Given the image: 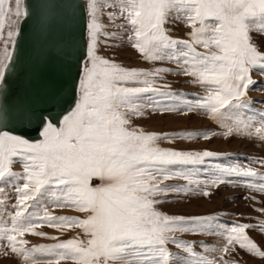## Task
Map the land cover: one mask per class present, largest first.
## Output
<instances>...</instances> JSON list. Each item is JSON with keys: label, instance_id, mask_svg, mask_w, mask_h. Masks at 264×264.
Wrapping results in <instances>:
<instances>
[{"label": "snow or ice", "instance_id": "1", "mask_svg": "<svg viewBox=\"0 0 264 264\" xmlns=\"http://www.w3.org/2000/svg\"><path fill=\"white\" fill-rule=\"evenodd\" d=\"M104 9L112 26L145 60L170 61L177 67L129 68L99 54L100 37L122 40L102 22ZM84 22L86 40L58 41V55L75 59L79 70L74 105L59 116L43 115L23 100L9 102L6 83L21 26L33 21L41 37L62 24ZM86 18V19H85ZM124 23H117L118 19ZM183 22L188 39L174 38L166 27ZM7 33L5 36V29ZM259 36V43L254 40ZM0 192L14 184V214L0 221V254L9 251L24 261L60 264H237V249L264 257L247 229L264 232V221L220 223L215 215H169L158 210L170 196L209 198L221 186L264 193V171L250 164H212L227 154L212 150L161 147V141L258 137L264 141V110H252L248 95L264 74V0H40L32 12L24 0H0ZM114 47L116 45H113ZM202 48L204 51L198 50ZM191 77L205 95L191 99L170 85L158 84L165 73ZM54 102L56 98L54 97ZM204 114L222 132H155L133 126V117ZM37 123V140L17 134L16 127ZM16 161L23 171L13 170ZM264 165V159L251 158ZM98 180V185L93 180ZM182 179L185 183H167ZM255 199V197H245ZM76 209L85 216L56 215L49 209ZM33 209V211H29ZM258 211L264 212V208ZM80 228L87 239L28 247L26 233L46 236L37 227ZM177 233L216 236L204 245ZM179 252H172L169 245ZM227 257V258H226Z\"/></svg>", "mask_w": 264, "mask_h": 264}, {"label": "rangeland", "instance_id": "2", "mask_svg": "<svg viewBox=\"0 0 264 264\" xmlns=\"http://www.w3.org/2000/svg\"><path fill=\"white\" fill-rule=\"evenodd\" d=\"M108 11H118V9H104L102 22L108 25V31L119 32L123 37L122 40L107 38V43H104L105 37L101 36V43L99 45V54L105 58L114 60L116 63L129 68H140L151 70L154 67H168L176 69V65L170 61H149L145 60L132 44L128 41V33L122 29L112 26L107 18ZM117 23H124V20L118 19ZM169 34L174 38L188 39V26L183 22L169 23L166 25ZM7 28L5 29V36ZM254 40L259 43V36L254 35ZM113 45H116L115 47ZM204 51L202 48H198ZM3 56V41L0 40V58ZM163 79L158 81V84H168L171 88L179 93H182V98L191 99L197 94L205 95V88L198 84L191 83L192 78L183 75H177L175 72L162 74ZM253 78L258 81V84L251 88L248 92L252 100V110H264V74L259 71H253ZM133 126L143 128L145 131L155 132H184V131H200V132H222L223 129L219 124L212 120L209 116L204 114H189L187 116L176 114L168 115H150L146 117H133ZM161 147H175L179 150H212L227 154L218 158H214L212 164H231L239 162L245 165L264 171V165L259 163H251V158L264 159V141L258 137L246 136H232L225 137L217 135L211 137L209 140L199 138L196 140H175L161 141ZM13 170L16 172L23 171V163L16 161L13 164ZM18 181L6 182L3 185V192H0V221H7L10 226L11 216L14 214V205L17 203L18 197L14 191V184L18 185ZM100 181L93 180L94 185H98ZM167 183H180L185 181L182 179H173ZM245 197H255V199H246ZM158 210L169 215H215L219 218L220 223L227 224L230 221H238L246 224H258L264 221V212L258 211L264 208V193L253 192L245 187L221 186L220 189L215 190L214 195L209 198L188 197L186 199H178L175 196H170L166 203L158 205ZM56 215H75L83 218L84 213L76 209H49ZM33 211V209H29ZM38 231L47 233L46 236H37L31 233H26L24 238L29 241L28 247L36 245H51L57 243V240L51 239L55 236L59 241H66L73 238L86 240L87 236L80 228L71 229H57L47 224H42L37 227ZM247 234L258 244L261 250H264V232L258 228L246 230ZM180 239L188 242H195L194 248L197 252H204V245L215 246L219 238L216 236L193 233H177ZM0 244H6V241H0ZM169 249L176 253L180 250L175 245L170 244ZM227 258V257H226ZM39 264H45V259L39 255L36 257ZM231 259L237 261V264H264V257L254 256L247 253L245 250L237 249L233 253ZM0 264H31V262L24 261L23 257L18 256L9 251L5 256L0 254ZM60 264H76V262L67 260L60 261Z\"/></svg>", "mask_w": 264, "mask_h": 264}, {"label": "water", "instance_id": "3", "mask_svg": "<svg viewBox=\"0 0 264 264\" xmlns=\"http://www.w3.org/2000/svg\"><path fill=\"white\" fill-rule=\"evenodd\" d=\"M39 3L40 0H25L30 12ZM77 17L75 23L62 24L50 37H41L31 19L21 26L13 63L6 75L10 103L23 100L43 115L53 116L66 113L73 106L79 70L75 59L57 54L56 45L58 41L75 40L82 44L86 40L84 22L79 19V13ZM38 127L37 123L17 126L16 132L30 139L37 138Z\"/></svg>", "mask_w": 264, "mask_h": 264}, {"label": "bare ground", "instance_id": "4", "mask_svg": "<svg viewBox=\"0 0 264 264\" xmlns=\"http://www.w3.org/2000/svg\"><path fill=\"white\" fill-rule=\"evenodd\" d=\"M24 2H25V0H24ZM73 105H74V104H73ZM70 109H71V108H70ZM70 109H69V110H70ZM17 134H18V133H17ZM25 137H26V136H25ZM26 138H28V137H26ZM39 138H40V136H39V137H37V138H32V139L28 138V139H30V140H33V141H34V140H37V139H39Z\"/></svg>", "mask_w": 264, "mask_h": 264}]
</instances>
